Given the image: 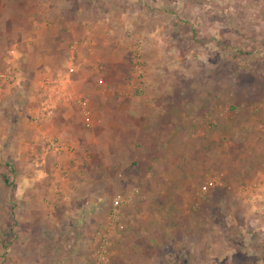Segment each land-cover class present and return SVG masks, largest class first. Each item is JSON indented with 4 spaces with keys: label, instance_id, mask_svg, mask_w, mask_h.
Returning <instances> with one entry per match:
<instances>
[{
    "label": "rangeland",
    "instance_id": "obj_1",
    "mask_svg": "<svg viewBox=\"0 0 264 264\" xmlns=\"http://www.w3.org/2000/svg\"><path fill=\"white\" fill-rule=\"evenodd\" d=\"M24 1L30 10H11L13 25L1 31L0 91L40 61L35 54L53 49L22 42L38 34L68 38L60 57L40 65L52 81H66L62 98L83 104L94 88L76 83L74 95L73 76L80 69L83 83L103 64V84L99 75L89 80L100 94L86 107L93 117L95 105L107 103L108 133L93 118L87 127L82 109L80 134L104 135L80 156L91 178L98 157L106 162V202L100 218L85 221L67 205L24 203L18 166L0 156V264H264V0H70L87 27L43 31L33 19L57 1ZM98 20L107 27H89ZM13 49L27 62L13 59ZM235 121L238 134L226 132L225 145L243 141L247 162L222 164L216 141L223 145L224 132L213 126ZM134 164L138 180L127 173ZM231 166L252 171L228 183Z\"/></svg>",
    "mask_w": 264,
    "mask_h": 264
},
{
    "label": "crops",
    "instance_id": "obj_2",
    "mask_svg": "<svg viewBox=\"0 0 264 264\" xmlns=\"http://www.w3.org/2000/svg\"><path fill=\"white\" fill-rule=\"evenodd\" d=\"M56 1V6L54 3L52 6H43L42 12L45 13H41L42 18L39 17V21L33 19L34 25H38L40 31L52 25L53 27L64 26V29H68L69 26H82V24H84L85 28L87 27L84 20L80 18V14L75 12L77 9L71 6L70 0H64V3H62V0ZM11 10L23 12L22 14L25 16L28 10H30V5L26 4L24 0H0V12L7 15L6 22L5 18L2 19L3 22L0 26L8 28L13 25L10 21H14V18L8 17ZM71 12L73 16L70 14ZM20 19V17H16V21ZM72 21L74 24H72ZM106 23L104 20H98L92 24L89 23V27L97 25V27L103 28L104 26L107 27ZM15 25H17L16 22ZM102 31L104 32L103 29ZM64 33L67 34L69 32L65 30ZM38 35L27 40H22V42L30 46L34 42L41 44L49 41L53 49H47L40 53L37 52L38 54H35V56L40 61H37L29 69L24 68V71L20 70L16 75H20V77L16 80L15 84H9L7 88L0 91V156L5 161L18 166L20 173L16 179L17 195L22 202L35 203L36 206L37 204H43L40 207L51 202L52 209H59L58 207L67 205L68 209L71 208L72 211L78 213V219L82 218L84 221L85 218L90 217L98 219L100 218L101 207H104V203L106 202L104 189H100V186H104L106 181L104 175L106 162L101 157H98L100 163H96V168L93 166V174L95 176L91 178L89 174L87 177V171L90 169L82 164L83 160L80 154H83L85 150L91 154L93 150L90 148L92 147L91 143L95 142V138L100 139L106 132L108 133L104 122L107 121L109 123L111 118L107 115V103H104L102 99L103 102L100 101V103L95 105L98 114L92 113V118L93 122H95V127L99 126L100 129L102 128L104 134H97L95 136L90 131L89 134H87V131L86 134H80V112L84 108L83 105L91 108L92 96L100 94V92L95 90L96 85L89 81L90 78L93 75H99L100 84H103L107 70L103 64H99V67L89 68L85 79L82 80L83 83L81 80L78 83L75 75L80 69L77 68L73 76L74 85L71 88L73 94L77 92V86L88 90L87 86L89 85L94 88V90H89L93 95L88 94L90 98L88 97L80 105L78 102H68L65 98L59 97L58 100L55 99L54 106H56V109H54L50 116H47L43 107L44 94L40 96L38 94V80L48 78L52 72L48 67L43 68L40 65H46V59L52 60L60 57L59 53H63L62 51L66 47L68 38L58 35L49 40H44L45 38L42 34ZM99 35L100 33L96 37V42H104L105 40ZM0 38L3 42L6 40L4 35ZM13 50H15L14 55H10L13 59L16 56H20L23 62H27L24 60L27 55L24 51ZM75 53L76 58L80 59L81 55H79V52H74L71 49V55L75 57ZM43 61L45 62L44 64ZM104 65L106 64L104 63ZM101 76H103L102 80ZM33 77L36 80H32L31 78ZM43 91L46 95L45 90ZM104 100L106 99L104 98ZM100 113L102 114V118ZM111 117L116 122L115 117ZM73 147L76 149H74L75 151H73ZM130 176H133L131 177L132 179L138 180L137 177H134L136 175L132 174ZM95 180H97L96 183ZM96 186L98 189L94 191ZM80 203H82L81 207H79ZM68 209L67 214H69ZM95 213L99 215H95ZM72 234L75 233L72 232Z\"/></svg>",
    "mask_w": 264,
    "mask_h": 264
},
{
    "label": "trees",
    "instance_id": "obj_3",
    "mask_svg": "<svg viewBox=\"0 0 264 264\" xmlns=\"http://www.w3.org/2000/svg\"><path fill=\"white\" fill-rule=\"evenodd\" d=\"M0 24H2V22H0ZM0 26V37L2 36L1 31L5 29V27ZM0 48L3 46L2 44H4V42L1 40L0 38ZM241 119V118H240ZM214 129L218 128L219 132H224V136L222 137L223 140V145H221L220 140L216 141V143L218 142V147H216L217 149V158L219 159L220 163L222 164H226L227 165H231L234 164L236 162H247V156L249 153V150L247 148V146L245 144H243V141L240 142L241 140H234V146H231L230 148L228 147V145H225V140L228 138L226 137L225 134L226 132L229 133H233L230 135H236L238 134L237 131L239 129V121H235L234 123H230L229 127H225L222 124H218V126H213ZM242 139V138H241ZM214 143V138L211 140ZM212 145V144H211ZM214 147H210V150H213ZM132 167H134V172H133V168L131 170H127V173L130 175H136L137 174V170H136V164H134ZM231 170L230 173L228 174L226 181L232 182L233 180H237L238 182L236 184H240L241 182H243V179L246 177L248 171L249 173L252 170H247L246 167H244L243 169H239L236 168L237 170H233V166H231ZM224 171V170H223Z\"/></svg>",
    "mask_w": 264,
    "mask_h": 264
},
{
    "label": "built area",
    "instance_id": "obj_4",
    "mask_svg": "<svg viewBox=\"0 0 264 264\" xmlns=\"http://www.w3.org/2000/svg\"><path fill=\"white\" fill-rule=\"evenodd\" d=\"M15 50H11L10 51V55H14ZM71 73L74 71L73 68H71L69 70ZM1 78H6L5 75H0ZM16 76H12L11 79L12 80H16L15 79ZM65 82V83H64ZM66 85V81H64L63 79H57L54 81L51 80V78H47L43 83H42V88L45 90L46 95L48 96L44 101H43V107H44V111L48 114V116H50L54 109H56L55 105V99L54 97H56V99L58 100L59 97H63V93H62V86ZM60 87V88H59ZM58 88V89H57ZM57 89V91H56ZM75 95V94H74ZM67 99V98H66ZM73 98L71 99H67V101L71 102ZM76 101L80 104H82V100L78 99L77 97L75 98ZM83 115H84V121L87 127H91L92 126V117H91V112L89 111V109L87 107H85L83 105ZM205 190H207V187H205ZM118 201V200H117ZM116 201V206L118 205V202ZM116 217V216H114Z\"/></svg>",
    "mask_w": 264,
    "mask_h": 264
}]
</instances>
